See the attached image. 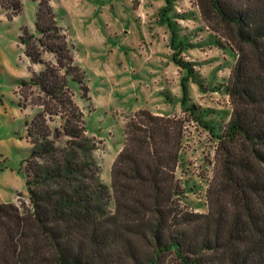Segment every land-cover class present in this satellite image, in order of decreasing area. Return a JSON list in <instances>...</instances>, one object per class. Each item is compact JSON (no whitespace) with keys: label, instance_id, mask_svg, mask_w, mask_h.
Listing matches in <instances>:
<instances>
[{"label":"trees","instance_id":"trees-1","mask_svg":"<svg viewBox=\"0 0 264 264\" xmlns=\"http://www.w3.org/2000/svg\"><path fill=\"white\" fill-rule=\"evenodd\" d=\"M32 1L35 31L22 26L18 37L41 68L17 79L39 107L25 122L29 147L18 170L28 203L0 202V264H164L168 255L180 264H264V0H193L207 30L236 54L206 212L187 206L176 173L188 123L202 124L185 79L181 114L140 108L126 117L107 184L75 100L90 98L85 70L49 0ZM22 7L0 0L9 20ZM175 41L171 27L173 49ZM172 59L192 72L190 61Z\"/></svg>","mask_w":264,"mask_h":264},{"label":"rangeland","instance_id":"rangeland-1","mask_svg":"<svg viewBox=\"0 0 264 264\" xmlns=\"http://www.w3.org/2000/svg\"><path fill=\"white\" fill-rule=\"evenodd\" d=\"M171 1L167 6L165 0H49L86 73L90 98L77 93L75 100L87 133L96 140L94 157L102 179L110 183L126 117L140 108L181 114L185 79L188 103L199 105L202 124L188 123L176 173L187 206L206 212L217 136L231 111L225 84L236 54L207 30L193 0ZM35 11L36 2L23 0L21 13L9 20L0 8V202L14 194L16 203H28L18 170L29 147L25 122L39 107L29 96L24 99L17 79L30 76L27 67L38 70L41 65L29 62L18 36L22 26L35 31ZM171 27L176 31L175 49L170 45ZM174 53L192 63V72L173 61ZM27 92L37 95L34 87ZM163 259L164 264H180L171 255Z\"/></svg>","mask_w":264,"mask_h":264},{"label":"crops","instance_id":"crops-1","mask_svg":"<svg viewBox=\"0 0 264 264\" xmlns=\"http://www.w3.org/2000/svg\"><path fill=\"white\" fill-rule=\"evenodd\" d=\"M9 201H15L14 194H13V196H12L11 200H9ZM5 202H7V201H5Z\"/></svg>","mask_w":264,"mask_h":264}]
</instances>
